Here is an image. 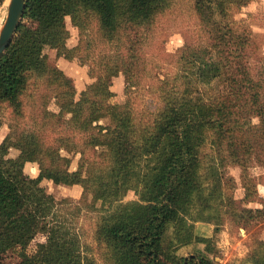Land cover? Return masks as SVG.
Masks as SVG:
<instances>
[{"label":"trees","instance_id":"16d2710c","mask_svg":"<svg viewBox=\"0 0 264 264\" xmlns=\"http://www.w3.org/2000/svg\"><path fill=\"white\" fill-rule=\"evenodd\" d=\"M158 1L28 0L22 22L0 56V101L17 116L22 112L28 77L47 69L43 49L58 46L67 35L65 16H71L76 25L77 14H94L103 40L115 46L99 63L103 75L81 93L77 102L72 99L63 104L56 97L61 108L58 115L69 114L66 120L71 126L89 132L93 148L104 149L106 163L100 167L106 166L102 169L106 174L95 177L101 190L96 199L104 204L94 211L99 213L95 236L104 245L105 264H184V257L177 254L183 246L200 242L210 248V239L194 232V222H213L207 200L221 184L216 167L210 166L207 175L213 178L214 188L204 194L198 191V153L205 132L211 137L210 144L219 153L224 147L229 160L242 170L253 154L264 168V76L255 80L250 74L251 32L247 28L237 30L227 20L228 0H193L206 37L180 49L175 77L159 95L162 105L153 119V129L146 130L145 126L141 135L135 136L139 126L130 109L109 102L111 78L122 72L128 81L127 59L130 63L138 55L134 48L143 36L136 42L138 31L132 28L150 23ZM115 40L117 43L112 44ZM124 51L130 52L129 57ZM213 84L219 89V98L209 100L204 92ZM70 87L73 96L75 90ZM125 88L128 90L129 84ZM92 96L96 99L91 100ZM58 115L50 113L51 117ZM103 119L109 124L102 126L99 121ZM8 127L14 131L12 124ZM170 135L176 136L177 142L164 146ZM9 136L0 143V258L15 252V264H95L92 257L84 255L80 236L71 223L59 215V201L40 185L44 178L81 185V202L90 184L82 163L69 170L70 159L60 154V147L39 144L18 147L19 156L9 158ZM253 141H259L260 146L254 147ZM225 157L221 155L220 161ZM25 162H37V177L24 173ZM127 190H137V197L124 201ZM44 226L45 243L35 257L27 247ZM250 260L246 264H264V254H253ZM185 264L217 263L198 254L188 257Z\"/></svg>","mask_w":264,"mask_h":264},{"label":"rangeland","instance_id":"374dc122","mask_svg":"<svg viewBox=\"0 0 264 264\" xmlns=\"http://www.w3.org/2000/svg\"><path fill=\"white\" fill-rule=\"evenodd\" d=\"M6 3L7 0L0 1V26L6 13ZM193 3V0H159L158 9L152 14L150 23L132 28L138 31L136 42L141 34L143 37L134 48V52L138 53L136 58L129 60L130 63L128 58L126 62L125 70L130 78L126 81L122 72L113 76L107 98L112 104L130 109L133 121L139 126L135 136L141 135L139 132L145 126L146 130L153 129V119L162 105L159 95L169 87L170 79L175 77L176 58L180 49L186 43H198L206 37L200 30V21ZM226 12L227 20L237 30L247 28L251 32L248 49L250 74L255 80L263 77L264 0H228ZM97 21L94 14L80 13L75 17L74 22L77 24L74 25L71 16H65L67 35L58 46L43 49L42 56L47 69L44 72H33L28 77L29 86L22 95L21 115L12 114L11 108L0 101V142L10 133L7 144H10L8 156L12 158L19 156L20 147L39 144L40 147H60V154L70 159L69 170L77 169L82 163V170L86 171L85 176L89 177L90 184L81 202L84 190L81 185L58 184L46 178L42 179L40 185L59 201L58 213L79 234L84 255L92 257L95 264H105L104 245L95 236L99 213L94 211L104 204L103 200L96 199L101 190L97 185L98 178L95 179L106 174V170H102L106 166L100 167L106 163L103 159L104 149L93 148L89 143L92 135L74 129L71 121L66 120L70 119L69 114L58 115L61 108L56 101L58 98L63 104L72 99L77 102L81 93L89 85L97 83L99 76L103 75L99 71V63L101 60L105 61L103 56L115 46L103 40ZM116 43L115 40L112 44ZM123 53L129 57V51ZM60 72L68 78L70 84L62 79ZM61 84L63 91L59 92ZM128 84L127 90L125 86ZM70 85L75 90L73 96ZM218 90L216 85H210L206 87L204 95L209 100L219 98ZM95 99L92 96L91 100ZM50 113H55L58 117H51ZM256 120L253 118V121ZM99 123L106 126L109 120L103 119ZM9 124L13 125V132H10ZM205 133L198 153V191L200 189L204 194L214 188L213 178L207 175L210 166L216 167L221 181L213 198L207 200L208 213L215 217L212 220V242L208 256L217 264H246L251 261V255L264 254V168L253 154L246 170H242L229 160L224 147L220 154L217 147L210 144V135ZM167 138L164 146L177 142L174 135ZM253 145L258 147L260 142L253 141ZM221 155L226 156L224 161H220ZM26 163L24 173L37 177L40 172L37 162ZM136 197V191H128L122 198L126 201ZM196 204L200 206L198 199ZM256 209L263 210L257 212ZM201 225L207 227L205 224ZM44 227L27 247L28 253L35 257L40 254L45 243L47 228ZM0 260L4 264H15V252H9L6 258Z\"/></svg>","mask_w":264,"mask_h":264},{"label":"water","instance_id":"95a60500","mask_svg":"<svg viewBox=\"0 0 264 264\" xmlns=\"http://www.w3.org/2000/svg\"><path fill=\"white\" fill-rule=\"evenodd\" d=\"M27 3L28 0H7L6 13L0 26V56L9 46L22 22Z\"/></svg>","mask_w":264,"mask_h":264},{"label":"crops","instance_id":"0c3cea01","mask_svg":"<svg viewBox=\"0 0 264 264\" xmlns=\"http://www.w3.org/2000/svg\"><path fill=\"white\" fill-rule=\"evenodd\" d=\"M3 139H2V141H3ZM7 157H9L8 153H7ZM9 158H12V157H9ZM24 164H27V163L25 162ZM23 171H24V166H23ZM72 186H76V185H72ZM128 191H136L137 192V190H127L125 192L124 197L126 196V193ZM201 224H205V225H207V227L206 226L203 227ZM212 225H213L212 222L196 221V222H194V232L198 236L209 238L210 242H212V240H211V237H212L211 232L213 231ZM168 228H171V224H168ZM206 228H207V230H206ZM209 250H210V248H206L204 243L192 242L189 245L183 246L182 248H180L177 251V254L182 255L184 257V264H185L186 259L190 256H196L198 254L208 256ZM210 259H212V258H210Z\"/></svg>","mask_w":264,"mask_h":264}]
</instances>
